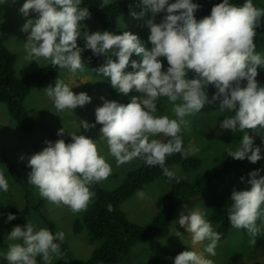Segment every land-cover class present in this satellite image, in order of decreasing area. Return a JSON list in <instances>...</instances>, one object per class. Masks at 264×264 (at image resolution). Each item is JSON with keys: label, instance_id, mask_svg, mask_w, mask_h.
<instances>
[{"label": "clouds", "instance_id": "9594fccd", "mask_svg": "<svg viewBox=\"0 0 264 264\" xmlns=\"http://www.w3.org/2000/svg\"><path fill=\"white\" fill-rule=\"evenodd\" d=\"M110 3L111 0H104L100 8ZM80 4L81 0H26L20 12L25 17L32 12L36 14L21 29L31 30L25 44L26 58H44L54 68H68L75 73L84 71L81 53L84 48L90 49L94 55L107 57L106 63L94 71L110 78L113 89L125 97L133 91L141 94L132 95L127 104L101 97L103 105L95 109V123L80 121L86 130L102 125L101 138L107 141L109 154L118 167L138 158L148 166L159 165L169 180L176 179L179 183L175 172L165 167L166 157L174 153L187 157L198 151L195 148L185 151L179 133L181 125H188L184 117L200 113L205 103L210 102L206 91L210 85L217 89L212 99L221 101L220 110L234 113L224 118L220 127L233 133L253 130L260 135L255 130L264 129V86L256 78L258 69L264 68V58L256 53L254 38L264 9L254 6L253 0H246L243 5L223 0L199 21L195 13L201 5L193 0H140L143 10L131 14L137 19L151 14V19L145 21L150 29L151 49L129 31L82 32L79 22L90 13L87 7L80 8ZM161 13H165L163 21L156 23L155 18ZM79 38L84 39V48L78 46ZM133 54L142 57L141 61L132 60ZM113 56L117 59H112ZM162 57L167 60L166 71ZM129 66L134 71H126ZM188 72L194 73V77L186 78ZM44 90L57 111L73 110L91 102L87 93L75 94L60 79L55 87L49 85ZM161 97L173 105L176 119L156 115V101ZM64 134V128L58 130V136ZM160 134L169 138L167 142L153 138ZM69 135L71 143L64 139L45 141L47 146L28 159L27 166L31 168L28 182L39 189L41 197L68 206L75 214L87 210L95 195L90 185L106 180L112 167L93 139L82 134ZM226 152L233 160L247 158L253 164L262 159L260 147L254 146L252 135L247 133L235 150L229 148ZM259 172L249 173L250 188L233 190L228 208L231 226L246 229L252 244H256L258 235H264V176H259ZM8 187L0 172V189L7 192ZM136 195L144 197L142 191ZM108 210H112V205H108ZM14 219L16 216L9 213L7 221ZM178 223L191 233L193 244L207 240L205 251L216 255L220 235L204 213L199 210L189 215L181 213ZM64 238L63 231L53 235L48 228L35 230L29 221L23 227L15 226L7 236L9 241L21 242L9 244L5 259L9 264H37L36 258L41 256L45 264H51L54 255L62 257L60 245L54 241ZM174 264H212V261L194 251H183L174 258Z\"/></svg>", "mask_w": 264, "mask_h": 264}, {"label": "rangeland", "instance_id": "374dc122", "mask_svg": "<svg viewBox=\"0 0 264 264\" xmlns=\"http://www.w3.org/2000/svg\"><path fill=\"white\" fill-rule=\"evenodd\" d=\"M25 2L26 0H2L0 2V38H2L4 44L11 52L13 51L17 54L15 68L18 76L33 73L41 67L51 64L50 60L44 58H39L38 60L36 58L32 60L26 58L25 44L28 42L31 30L24 32L21 30V26L23 27L28 19H34L36 14L32 12L28 17H25L20 12V8ZM170 2H175V0H170ZM253 3L257 8L264 9V0H253ZM142 10L143 8L136 11V13H140ZM164 15L165 13L158 14L155 22L161 23ZM147 19H151L150 13L139 19L129 13L120 16L118 24L122 33L129 31L137 35L145 47L151 49L152 45L148 40L150 29L145 23ZM79 23L82 26V32H102L101 25L91 17ZM260 24L264 25V17L261 18ZM81 43H85L83 38H79L77 41L78 45ZM256 53L261 54L262 58H264V48L259 49ZM112 59L117 58L113 56ZM131 59L139 62L142 57L133 54ZM83 67L84 71L77 70L75 73L69 69H61L57 78L49 85L55 87L56 81L60 79L75 94L87 93L91 97V102L84 106H77L73 110L57 111L53 99L48 97L44 90L49 85L42 89L32 90L24 103L29 116L36 123V128L31 133H25L19 124L11 118L6 105L0 103V172L4 174L9 185L7 192L0 189V264H9L5 259L9 244L21 242L7 239V236L13 230V227L9 226L7 221V216L11 211H17L25 220V225L30 221L35 230L48 228L53 235L63 231L65 233L64 240H56L54 242L60 245L61 253H63L62 244L66 243L69 255L77 264H85L93 250L100 243H89V236L86 230L78 235L73 233L75 220L84 217L89 212L94 202V197L87 210L74 214L68 206L63 204L56 205L41 197L39 189L28 182L29 173L31 172V168L27 166L28 159L33 154L40 152L38 144L48 139L54 131L64 128L65 131L85 135L96 142L99 153L106 158L112 167V174L106 180L96 183L106 190L117 188L127 177L130 170L142 165L140 159L137 158L118 167L115 158L109 154L107 141L101 138V131L86 130L80 125L81 120H86L89 124L95 120V109L103 105L101 97L115 101H130L132 96L130 94L125 97L118 93L112 88L110 78L103 77V74L94 71V69H98L101 66L83 65ZM126 71H134V69L129 66ZM258 73L256 78L258 84L264 86V68H259ZM243 84L246 86L247 81L245 80ZM156 103V115H168L170 118L176 119L172 112L173 105L169 103L166 97L159 98ZM220 106L221 104L216 106L205 105L200 113L184 117L188 121L187 127L181 125V133L186 140L185 151L189 148L198 149L194 155H188L187 157L197 158L201 160L202 164L198 169L192 171H187L181 165H174L172 171L175 172L179 179L193 182L198 177L203 176L223 163L228 158L226 150L229 148L235 150L245 133L252 135L254 146L264 148V139H262L264 137V129L258 128L255 130L260 135H256L253 130L233 133L232 130L222 129L220 127L222 120L234 115V113L228 109L220 110ZM153 138L164 142L166 136L160 134ZM21 156L24 157L23 160L20 159ZM9 162L12 167H9ZM13 166H15L16 174H19L20 182L16 180L17 175L12 173ZM170 187L168 181L158 179L142 190L144 193L143 198L135 195L123 203L122 208L132 221L139 225H147L164 207L165 197L170 191ZM90 190L92 191L91 187ZM197 210L204 213L208 221L211 208L206 203L200 204L193 210L180 209L165 231L149 242L138 243L129 255L122 258L119 264H149L157 258L165 259V257L176 251H194L204 259L211 260L212 264H256L264 262V235H258L256 244H252L250 242L252 237L246 229H236L231 226L226 238L217 242L215 256L205 251L209 241L205 240L193 244L191 233L185 227H182L178 221L181 213L189 215ZM44 218L49 219L54 224L55 231L45 222ZM260 223L261 221L258 220L257 224L259 225ZM211 225L213 230L217 232L218 227L213 223ZM36 259L37 264H45L41 256ZM59 262L60 258L54 255L51 264H59Z\"/></svg>", "mask_w": 264, "mask_h": 264}, {"label": "trees", "instance_id": "16d2710c", "mask_svg": "<svg viewBox=\"0 0 264 264\" xmlns=\"http://www.w3.org/2000/svg\"><path fill=\"white\" fill-rule=\"evenodd\" d=\"M193 2L201 5V8L195 13L196 19L201 20L209 16L212 7L222 3L223 0H193ZM229 2L243 5L246 0H229ZM103 4V0H81L79 7L88 8L89 17L101 25L102 31H111L114 34H123L119 30L118 19L120 16L127 15L133 11L136 12L142 8L140 0H112L110 4L101 9L100 7ZM254 43L256 45L255 51L264 48V25L260 24V27L256 29ZM84 45L85 43H81L78 46L84 48ZM81 56L83 65L100 67L106 63V57L94 55L90 49L84 48ZM160 59L166 71L168 67L167 60L163 57ZM16 63L17 54L13 51L11 52L0 38V103L6 105L11 118L19 124L25 133H31L35 130L36 123L25 109L24 103L27 96L32 90L42 89L50 84L57 78L61 69L68 68H60L59 66L54 68L52 64H49L33 73L18 76L15 68ZM193 77L194 73L188 72L186 78L191 79ZM206 91L210 102L205 103V105L216 106L221 104L220 100L213 101L212 99L217 92L214 86L210 85ZM131 95L140 96L141 94L133 91ZM118 102L123 104L130 103V101L126 100ZM94 123L95 120L91 124ZM101 127L102 125L97 124L95 128L90 130H100ZM64 132L63 136H58V130L54 131L48 139L38 144L39 150L42 151L47 146L45 141L55 142L58 139H64L66 143H71L70 132L65 130ZM179 135L183 140L185 149V137L181 132ZM168 139L166 137L164 142H167ZM260 149L262 159L255 164L251 163L247 158L244 160H233L228 157L223 163L203 176L198 177L193 182L179 179V183H177L176 179L169 180L163 174V169L159 165L148 166L140 160L142 165L130 170L124 181L113 190H106L99 184L93 183L90 185L92 192L95 193L92 207L84 217L76 219L73 226L75 235L86 230L89 236V243L100 242L85 264H119L122 258L129 255L138 243L149 242L165 231L180 209L193 210L202 203L210 206L211 214L208 221L218 227L219 241H223L231 227V223L228 220V208L232 203L230 197L233 190L250 188L247 181L251 179L249 173L254 170H260L259 176H264V148ZM5 160L9 161L8 159ZM201 164V160L185 157L183 153H174L166 157L165 161V167L169 170H172L174 165H181L187 171H192L198 169ZM14 167L12 168V173L16 174ZM16 175V180L20 182L19 174ZM241 177H244V181L241 180ZM158 179H165L171 186L165 197L164 207L149 224L139 225L128 217L122 205L134 197L137 192L144 190L146 186ZM108 205H112L111 211L108 210ZM37 208L40 210L39 207ZM10 213L14 214L16 219L8 222L9 226L13 228L15 226H25V220L17 211H11ZM44 219L51 229L55 231L54 224L49 219ZM62 249L63 253L59 264H75L76 261L69 255L66 243L62 244ZM180 253V251H176L165 257V259L157 258L149 264H174V258ZM256 264H264V262Z\"/></svg>", "mask_w": 264, "mask_h": 264}, {"label": "crops", "instance_id": "0c3cea01", "mask_svg": "<svg viewBox=\"0 0 264 264\" xmlns=\"http://www.w3.org/2000/svg\"><path fill=\"white\" fill-rule=\"evenodd\" d=\"M22 22H24L23 20H22ZM21 29H22V26H21ZM2 39V38H1ZM49 85V84H48Z\"/></svg>", "mask_w": 264, "mask_h": 264}]
</instances>
